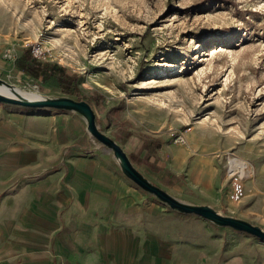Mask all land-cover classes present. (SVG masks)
Returning <instances> with one entry per match:
<instances>
[{
	"label": "rangeland",
	"instance_id": "rangeland-1",
	"mask_svg": "<svg viewBox=\"0 0 264 264\" xmlns=\"http://www.w3.org/2000/svg\"><path fill=\"white\" fill-rule=\"evenodd\" d=\"M25 49L78 74L80 90L67 93L55 76L22 73L14 63ZM0 78L87 100L114 139L115 128L140 126L187 147L184 171L160 186L264 229V0H0ZM0 107L84 119L50 106ZM181 133L185 142L176 140ZM231 156L250 170L229 171Z\"/></svg>",
	"mask_w": 264,
	"mask_h": 264
},
{
	"label": "crops",
	"instance_id": "crops-1",
	"mask_svg": "<svg viewBox=\"0 0 264 264\" xmlns=\"http://www.w3.org/2000/svg\"><path fill=\"white\" fill-rule=\"evenodd\" d=\"M115 129L152 182L184 171L187 147ZM113 155L85 118L0 107V264H264L263 239L147 201Z\"/></svg>",
	"mask_w": 264,
	"mask_h": 264
},
{
	"label": "water",
	"instance_id": "water-1",
	"mask_svg": "<svg viewBox=\"0 0 264 264\" xmlns=\"http://www.w3.org/2000/svg\"><path fill=\"white\" fill-rule=\"evenodd\" d=\"M1 82L11 84L0 78ZM0 101L20 103L29 106H50L59 109L75 110L84 116L87 129L91 135L108 146L119 162L122 171L143 189L156 195L171 208L186 213H195L221 226H230L237 230L246 231L264 240V229L259 225L234 215L223 214L209 204H197L180 200L158 184L148 179L132 162L123 147L112 137L103 132L97 125L96 112L85 99L72 96H46L38 99H26L18 94L17 97L0 93Z\"/></svg>",
	"mask_w": 264,
	"mask_h": 264
},
{
	"label": "trees",
	"instance_id": "trees-1",
	"mask_svg": "<svg viewBox=\"0 0 264 264\" xmlns=\"http://www.w3.org/2000/svg\"><path fill=\"white\" fill-rule=\"evenodd\" d=\"M15 65L23 72L43 81L55 76L61 88L67 93H75L80 90L79 75L68 72L64 67L55 62L44 61L31 55L29 49L16 58Z\"/></svg>",
	"mask_w": 264,
	"mask_h": 264
},
{
	"label": "bare ground",
	"instance_id": "bare-ground-1",
	"mask_svg": "<svg viewBox=\"0 0 264 264\" xmlns=\"http://www.w3.org/2000/svg\"><path fill=\"white\" fill-rule=\"evenodd\" d=\"M222 49V48H221ZM0 93L10 95V96H15L17 97L18 94H20L22 97L26 99H38L42 97H46L45 95L39 93V92H31L28 90H23L16 84H7L5 82L0 81ZM230 166L233 168H240L241 174L244 172H248L249 166L248 163L242 160L241 157L238 156H231L230 157ZM230 171V170H229ZM250 172V171H249Z\"/></svg>",
	"mask_w": 264,
	"mask_h": 264
},
{
	"label": "built area",
	"instance_id": "built-area-1",
	"mask_svg": "<svg viewBox=\"0 0 264 264\" xmlns=\"http://www.w3.org/2000/svg\"><path fill=\"white\" fill-rule=\"evenodd\" d=\"M176 140H178L179 142H185L186 141V137H185V135L183 134V133H181V134H179L178 136H177V138H176ZM229 165H230V161H229ZM230 169V171L232 172H236V171H240L239 170V168H241L240 166H239V168H233V167H229Z\"/></svg>",
	"mask_w": 264,
	"mask_h": 264
}]
</instances>
